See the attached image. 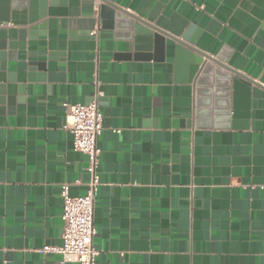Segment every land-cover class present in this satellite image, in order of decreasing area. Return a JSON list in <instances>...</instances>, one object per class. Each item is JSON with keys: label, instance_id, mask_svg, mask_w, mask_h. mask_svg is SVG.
Segmentation results:
<instances>
[{"label": "crops", "instance_id": "1", "mask_svg": "<svg viewBox=\"0 0 264 264\" xmlns=\"http://www.w3.org/2000/svg\"><path fill=\"white\" fill-rule=\"evenodd\" d=\"M108 4L145 20L169 5L193 24V53L250 81L247 116H222L215 83L198 92L173 41L138 49ZM41 22L6 26L16 42L27 32L0 80V264L61 259L43 251L63 243L61 186L81 195L88 182L65 103L97 95V264H264V0H49Z\"/></svg>", "mask_w": 264, "mask_h": 264}, {"label": "water", "instance_id": "2", "mask_svg": "<svg viewBox=\"0 0 264 264\" xmlns=\"http://www.w3.org/2000/svg\"><path fill=\"white\" fill-rule=\"evenodd\" d=\"M48 3L49 0H0V80L5 78V60L8 50L15 49L27 32L25 28L19 29L20 41L16 42L9 39V29L6 26L10 24L32 25L31 30L44 26L41 20L47 15ZM113 7L115 8L111 4L103 5L104 15L114 16L118 22L125 25L130 34H134L138 49L155 50V52L164 54L168 40L173 41L177 60L176 68L178 69L184 61L187 63V79L195 82L198 92L203 93L204 90H210L212 84L215 83L221 97L222 116L227 120L230 117L236 119L247 116L246 110H240V99L243 96L248 97L250 81L225 65V59L221 55L213 57L203 52L201 55L193 53L195 50L193 45L196 44L193 24L180 18L169 5L164 8L156 6L146 20L119 14L114 11ZM39 68L45 72L44 66L39 65ZM41 76H44V73ZM5 94L4 86L0 85V104L6 101ZM197 114L199 117V112Z\"/></svg>", "mask_w": 264, "mask_h": 264}, {"label": "built area", "instance_id": "3", "mask_svg": "<svg viewBox=\"0 0 264 264\" xmlns=\"http://www.w3.org/2000/svg\"><path fill=\"white\" fill-rule=\"evenodd\" d=\"M65 107L64 129L72 133L74 149L87 155L85 171L88 174V182L86 191L81 195H72L68 183L61 186L63 243L58 247L46 246L43 251L58 252L61 259L57 264H97L100 251L94 244V215L96 198L102 185L99 173V137L103 131L104 114L99 95L89 103H65ZM260 187L264 189V184Z\"/></svg>", "mask_w": 264, "mask_h": 264}]
</instances>
